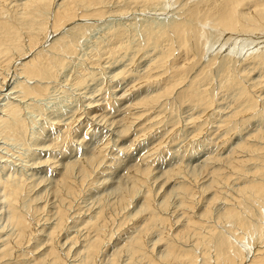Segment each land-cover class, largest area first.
I'll list each match as a JSON object with an SVG mask.
<instances>
[{"label":"rangeland","instance_id":"obj_1","mask_svg":"<svg viewBox=\"0 0 264 264\" xmlns=\"http://www.w3.org/2000/svg\"><path fill=\"white\" fill-rule=\"evenodd\" d=\"M59 1L55 2L59 3ZM184 1H187L189 5L198 0H177V2L176 0H163L166 4L161 1L149 3V5L140 0H106L103 8L105 12L125 9L126 13H107L103 18L96 20L75 21L74 19L73 23L70 22L64 28L62 34H56L50 38L52 41L61 35H66L69 41L74 42V51L60 54L64 58L63 64L57 68L58 71L54 77L43 81L47 85V89L40 96H27L28 98L24 99L16 97L14 94L17 93L9 94L13 91L12 83L15 85L16 81L22 80V75L14 74L12 69L21 60H16L15 57L16 61L13 60L9 72H5L8 74V80L0 89V107L2 108L11 99L17 104L21 100L19 104L21 118L18 119L23 121L24 126L20 133L17 131L3 133L2 127H0V131H2L0 132V181L8 179L10 176L13 182L20 178L25 179V192L22 191L23 193L19 196L20 200L15 202L16 207L14 206L13 210L24 213L28 222L30 221L33 235L31 234L20 245L15 244L16 246H14L16 229L9 218L12 209L4 197L3 187L0 185V264H80L84 259L87 261V251L83 249H86L88 244L85 245V243H89L93 234L96 233L94 228L91 229L90 224H87L90 221H96L94 217L101 209L104 211V218L109 216L106 220L111 217L113 220L106 221L104 219L107 225L106 222L105 225L101 224L100 231L104 225L103 231L107 236H105L106 239L102 242L99 252L93 256L91 261L93 264H111V261L114 260L115 264H128L130 253L126 245L130 239L137 235V230L144 225L147 210L144 211L142 203L149 189L154 196V210L159 212L161 208L162 213L159 212V214L167 216L171 221V226L165 224L162 226V223L157 222L155 226L145 232L147 235L143 233L145 239H143V243L144 246L147 245L144 250L147 251V254H153L157 259L159 256L161 258L165 252L163 242H159L161 232H165L168 237L173 236L176 233L175 230L181 228L179 224L183 220V211L179 205V196L182 195H180V190H178L180 193L177 192L176 186L180 182L191 186L197 195L194 196L199 199L193 211L196 213L195 216L200 214L201 208L206 204L205 197L211 196L212 189H214H209L212 180L211 168L216 165H224L240 142L247 143L246 139L249 134L256 133L258 129H264V67L260 66L262 63L255 66L251 60L255 58L253 56L257 49L260 52L264 51V33H251L253 36L247 33L246 36L244 34L241 37L235 33L236 38L230 39L233 34L222 31L221 28L210 25L208 22L198 24L201 29L199 33L188 35L193 45L190 53L185 52L182 48H177L178 46H173L168 39H159L161 43L150 44L153 31H157L160 27L165 28L169 23L171 25L172 22L183 17L182 12L187 7L182 8ZM6 5L5 15L16 11L22 19L23 10L15 8L13 3H6ZM80 9L79 12L85 10L84 8ZM51 12L38 20L42 19V23H44L48 19L49 25L46 21L45 26L50 27ZM23 26L22 24L21 28L24 29L22 39L24 41L21 39L22 43L19 44H25L22 47L28 48L30 32L26 33ZM120 28L123 32L121 38L113 37V29L117 31ZM65 32L68 33L64 34ZM65 38L62 39L64 42L67 40ZM256 38L258 40L254 41ZM118 40L122 41V48L113 52L112 49L117 48L120 43ZM257 41H260L259 44ZM167 45L170 49L175 50L170 51ZM40 46V48L46 49L45 43ZM165 47L168 51L166 55L170 53L169 55L173 56L168 58L170 64L157 70H151V74L161 71H164L165 74L147 82L142 80L141 76L146 74L148 66L152 67V63ZM165 57L158 59L161 60ZM185 63L186 66L182 69L181 66ZM168 66H173L174 69H169ZM230 69L233 72L237 70L238 75L240 74L238 78H241V82L248 90L251 89L253 95L255 93L254 96L257 97L260 93L256 109L251 105L252 110L247 111V104H245L247 102L241 104L242 100L245 101V97L241 94L242 88L238 87V83H233L234 75H231L233 72ZM121 71L125 75H114V72L117 74ZM177 71L180 75L184 73L183 81L171 93L158 100L151 110L143 112L136 102L148 95L161 92L167 79L170 80L171 75ZM137 78H139L138 81ZM256 79L261 81L259 87L257 85L253 87L254 82H257ZM79 80H81L80 83ZM26 82L32 84L35 81ZM256 87L258 89H255ZM262 90L263 92H261ZM200 93H207L210 101L208 100L206 104L209 106L206 107L202 104ZM7 95L10 97L9 99ZM12 96H15L16 100ZM4 102L6 103L4 104ZM130 103L132 104L129 105ZM1 108L0 116L6 117L5 111ZM236 111L243 113L234 118L230 117L231 121L225 123L226 117ZM139 115L141 116L137 119ZM132 117L135 120L131 119ZM10 130L12 131L11 128ZM98 148L100 149L98 150ZM243 154L244 152L241 155ZM234 155L237 156V154ZM90 159L92 162L89 161ZM217 159L219 160L217 161ZM87 162L91 163L88 165ZM66 164L71 167L69 170L72 181H76L82 191L80 192L78 187L76 191L79 192L75 191L76 194L72 192L60 196L57 193L56 181L62 175ZM82 164L90 166L86 177L82 174ZM250 167L252 166L250 165ZM144 168H149L147 174L150 176L143 177L145 184L141 185L140 179L134 178L141 177L139 171ZM173 170H176L177 175L172 176ZM226 170L229 172L227 168L223 172L227 173ZM30 173H33L34 176ZM76 182L72 186L77 185ZM82 182L84 184H81ZM240 183H244L243 178L237 179L233 175L223 182V185L220 184L223 186L221 187L222 196L232 194V192L236 194ZM133 190L134 192H132ZM126 193H128V198ZM45 196L47 197L45 198ZM124 199H127L124 202L127 203L126 206L121 203ZM223 200L219 198L216 203L212 204L210 212L212 215L206 220L210 223V219L214 218L213 221L217 228L225 231L232 224L222 223L220 220L218 223L215 221L216 214L224 206ZM163 201L165 204L167 202L166 209L162 208L165 205L162 204ZM30 205L42 207L43 211L37 213L34 211L35 214H32L33 210H28ZM256 206L259 205L256 204ZM60 207L64 208L66 212L63 216V226L56 232L54 240L60 261H62L57 263L51 261L47 249L50 239L49 231L58 222ZM261 211L263 215L260 218L263 225L262 235L260 236L257 231H254L249 237L246 236L249 241L244 240L243 243H240L244 249L254 253L264 246V240L261 241L264 239L263 206ZM91 216H93V220ZM170 221L168 219V223ZM213 221L211 223L215 224ZM176 226L179 228H175ZM165 227L168 228L165 229ZM235 230L236 233L241 231L238 228ZM184 237L187 239H178L175 240V243L178 241V244H183L182 242H184L185 248L189 244L190 247L195 245L196 236L193 233ZM8 242L11 249L9 248L10 250L6 253L4 246ZM194 250L197 255L201 256L204 249L199 245ZM210 253L214 260V254ZM244 253L246 254V252ZM249 254L245 256L244 264L251 260ZM145 261L146 259L142 261L138 259V262L142 264ZM245 261L247 262L245 263Z\"/></svg>","mask_w":264,"mask_h":264},{"label":"bare ground","instance_id":"obj_2","mask_svg":"<svg viewBox=\"0 0 264 264\" xmlns=\"http://www.w3.org/2000/svg\"><path fill=\"white\" fill-rule=\"evenodd\" d=\"M55 1H58V0H19V2H18V0H0V77H1L0 89H2V86L8 80L7 79L8 74L5 72H7V71L9 72L10 65L12 64L13 60L15 62L17 59H21L19 63L17 62L18 65H16L12 69L15 72L14 74H16V75L18 74L19 76L22 75V80L16 81L17 83L15 85L12 83L11 89H13V91L11 90L12 92H9V94L17 93V94H14L16 97H18V96L23 97L24 99L27 96H34L35 97V96H40V95L44 94L45 90L47 89V85L44 84L43 81H45V79H49V78L54 77L56 75V71H58L57 68H59L63 64L64 58H63V56H60V54L62 52H65L68 54V53H72L74 51V42H71V40L69 41L67 39L66 35H61V36H59V37H57L51 41L50 38H52L53 35L62 34L64 28L70 22L73 23L74 19H75V21L76 20H78V21L79 20H85V19L96 20V19L103 18L107 13H111V14L117 13V12H125L126 13L125 9H119V11L117 9H115V10L110 11V12H105V10L103 8L105 7L104 5H105L106 0H60L59 3L55 2ZM134 1H136V0H134ZM140 1L144 2L145 4L148 3V5H149V3L150 4L159 3L161 1H162V3H164L163 0H140ZM176 2H177V0H176ZM6 3H13V6L15 8H19L20 10H23V13L21 14L22 19L18 16L19 13L16 11H11L10 14L8 13V15H5L6 14L5 10L7 9V8L5 9V6H7ZM164 4H166V3H164ZM13 6H12V8L14 9ZM80 8H84L85 10L79 12V10H81ZM164 8H165V6H164ZM182 8L183 9L185 8V10H184V12H182L183 17L180 20H177V21L175 20L174 22L171 23V25L169 23L168 25H170V26L166 25L167 27H165V28L160 27V29H158L157 31H153V32L151 31L153 33V34H151L152 35L151 36L152 41L150 43L151 45L161 43V42H159V39H166V40L168 39V40H170V42H172L173 46H175V47L178 46L177 48H182L185 52L190 53L191 50L193 49V45H192L191 39L189 38L188 35H190V33H192V34L193 33H195V34L199 33L201 29L198 27V24L208 23V22L210 23V25L212 24L213 26H217V27L221 28L222 31L224 30L228 33L233 34L230 37V39L236 38L235 36H237V35L235 33H238L240 35V37H241V35L243 36L244 34L246 36L247 33L248 34L250 33V36L253 33L255 34L256 32H259L258 34L264 33V0H198L197 2H193L192 4H189V5L187 4V1L186 2L184 1ZM50 12L52 14V18H51V25L49 27L47 25L45 26V22L48 21V19L44 23H42L43 22L42 19H41L42 21L38 20V19H40V17L42 18L43 16L48 15V13H50ZM6 17H8V18H6ZM47 23L49 25V21ZM22 24L24 25L23 27H25V30L27 31V32L26 31L25 32L26 33L30 32V45L28 48L22 47L25 44L24 45L19 44V43H22L21 39L24 36V35L22 36V34H23L22 31H24V29L21 28ZM77 27H79V26H77ZM221 29H219V30H221ZM79 32H80V30H79ZM66 33H68V32H65L64 34H66ZM113 34H114L113 37L116 36L118 38H121V35L123 34V32H122L121 28L117 31L113 29ZM148 34H149V32H148ZM64 38H65V40L67 39L68 41L66 40L64 42L62 40ZM149 38H150V36H149ZM191 38H192V36H191ZM147 39H148V37H147ZM147 39H146V41H147ZM255 40H258V39L256 38V39H254V41ZM118 41H120V40H118ZM121 42L122 41H120L118 47L115 49L114 48L112 49V47H110L113 52L117 51L119 48L120 49L122 48ZM259 42H258V44H259ZM44 43H45L46 49H44L43 47L40 48L41 47L40 45L44 44ZM146 43L149 44V42H146ZM113 44H114V42H113ZM27 45H28V42H27ZM27 45H26V47H27ZM172 45H171V47H172ZM167 47L169 48L168 45H167ZM167 47H165L164 50L160 52V55L157 54L159 56H157L155 62L152 63V67L148 66V71L146 72V74L141 76L142 80H144V81L146 80V82H147L151 79L154 80L157 77L165 74L164 71H161L160 73H157V74H151V72H152L151 70H154V69L157 70L159 68L166 67L168 64H170L169 60H168L170 53L166 55V52H168ZM37 49H39V50H37ZM169 50L171 51L173 49L169 48ZM33 51H35V53H33ZM188 53L186 54L187 56H188ZM197 55H199V54H197ZM56 56H58L59 58L58 57L56 58ZM214 56H216V55H214ZM15 57H16V60H15ZM161 57H165L166 59L163 58V59L159 60ZM170 57H173V56H170ZM189 57H190V55H189ZM200 57H201V55H200ZM212 57H213V55H212ZM253 57H255V58H253L251 60H253L255 66H258L262 63L260 66L264 67V51L260 52L257 49L255 52V55ZM199 59L201 60V58H199ZM197 60H198V58H197ZM184 61H185V59H184ZM188 62H189V60H188ZM232 63H233V61H232ZM205 64H206V62H205ZM192 65H193V63H192ZM230 65H231V63H230ZM185 66H186V63L183 66H181V68L184 69ZM209 66H210V64H209ZM107 67H108V65H107ZM167 68L170 69V68H173V66H168ZM167 68H166V70H167ZM186 70H187V68H186ZM101 72H102V70H101ZM114 75L119 76V75H125V74L123 71H121L117 74L114 72ZM231 75H234V81L232 78L233 83H238V87L242 88L241 94L244 95L245 101L242 100L241 104H242V102H247V103H245V104H247L246 105L247 111H250V109L252 108L251 105L255 107L254 109H256V107L258 106L257 104L259 103L258 98H259L260 93L257 97L254 96L255 93L253 95V93H251V89L248 90L245 87V85L241 82V80H240L241 78L240 77L238 78V76H240V74L238 75L237 70H234L233 74H231ZM183 76H184V73L182 75H180V73H178V71H177V73H174L173 75H171V77L169 78L170 80L167 79V83H165L164 88L161 92L151 94V95H148L144 98H141V100H138L136 102V104L142 108L143 112H148L149 110H151L153 105H156V102L158 100H160L162 97L171 93L172 90H174V88L176 86H178V84L183 81V79H184ZM113 77H115V76H113ZM30 80H34L35 82L32 84L26 82V81H30ZM138 80H139V78H137V81ZM80 81L81 80H79V83H80ZM242 81H243V79H242ZM256 81H257V79H256ZM255 85H257L259 87L261 85V81L254 82L253 87H255ZM258 87H256L255 89H258ZM252 89H254V88H252ZM7 90H9V89H7ZM261 92H263V90ZM195 94H196V92H195ZM206 94L200 93L199 97L202 101V104L206 105V107H207L209 105H207L206 103L209 100V98ZM15 96H12V98H15V100H16ZM194 96H196V95H194ZM240 97L243 98L242 96H240ZM9 98L10 97L8 96V99ZM1 100H3V99H1ZM13 101L11 99V101L8 103L4 102V104L5 103L6 104L4 106H2V108L0 107L3 111H5L4 113H6V117H3L2 115L0 116V127H2L1 129H2L3 133H6V132L12 133V132H16V131L18 133H20V131L23 129V126H24L23 121L21 119H18L21 116L19 114L20 109H21L19 107V104H20L21 100L20 101L18 100L19 104L14 103ZM1 102H3V101H1ZM131 104L132 103H130L129 105H131ZM210 104H211V102H210ZM239 111H236L233 113L229 112L230 114L226 117V120L224 122L225 123L230 122L231 121L229 119L230 117L234 118V117L240 116V114H242L243 112H239ZM4 113H3V115H4ZM141 115H143V114H141ZM141 115L137 116V119ZM131 119L135 120L133 117ZM149 119H150V117H149ZM10 128L12 129V131L10 130ZM127 128L128 127L126 126V129ZM2 131H0V132H2ZM256 133H258V134H256ZM256 133L249 134V136L247 137L248 139H246L247 143H244L245 141L240 142L239 144L237 143L238 145H237L236 149H234L232 156H230L228 158V160L225 162L224 165L222 164L223 166L222 165L221 166L216 165V167L211 168L212 180H211V183L209 184V189H211V188H214V189H212L213 191L211 192L212 193L211 196L205 197L206 204L201 208L202 210H201L200 214H197L195 216L196 213H194V211H193L195 209L199 199H197V197H195L197 195H196L195 191L191 188V186L187 185L184 182H182V183L180 182L178 184V186H176L175 189L177 190V192L182 193V194L180 193V195H182V196H179V199H180L179 205L183 211V220H182V223L180 222L181 224H179V226L181 228L178 227L179 228L178 229L177 226L175 227L178 230L177 231L175 230L176 233H174V234L172 233L173 236L168 234L169 236H171V237H168L165 234V232H161V237H160L159 242H161V241L163 242L162 244H164L163 246H164L165 252L161 255V258L159 256V259L155 258L153 254H152L153 256L150 255V253L147 254V251L144 250L147 245L144 246V243H143V239H144L143 235L144 234L143 233L148 231L149 228H151L152 226H155V224L157 222L162 223V226H165V225L171 226V221H170V218H168L167 216L159 214V212L162 213L161 208H160V211H159V208H157V210L159 212L154 210V208H153L154 207L153 206V199H154L153 197L154 196H153L150 189L147 191V193L145 194V197H144V201L142 203V207H143L144 211L147 210L146 220L143 223L144 225H142L137 230V233H136L137 235H135L132 239H130V241L126 245L128 247V248L127 247L126 248L128 249V251L130 253L129 254L130 255V258H129L130 261L128 264H140L141 262L139 263L138 259H140L141 261L146 259L144 264H244L243 262H244L245 256L247 254H249L250 251L248 249L247 250L244 249L242 247V245H240V243H243L244 240L249 241V239H247V238L250 236V234L254 233V231H257L258 235L261 236L262 235V228H263V225L261 224L260 218H261V216H263L261 208H262V206L264 207V129L263 130L258 129V131H256ZM250 140H252V141H250ZM259 140L261 143L259 142ZM103 146H101V147H103ZM100 148H98V150ZM243 152H244V154L241 155ZM97 153L100 154L99 152H97ZM239 153H241V154L239 155ZM233 154H237L238 157L236 155L233 156ZM99 160H101V159L99 158ZM218 160L219 159H217V161ZM89 161H91V159ZM27 162H29V161H27ZM90 163H88V165ZM250 165L252 167H250ZM64 167H65V169H64L62 175L60 176L58 181H56L57 182V185H56L57 193L60 196H64L65 193L68 195V194L73 192V194H74L76 189L79 187V184H77L76 181L75 182L78 186L75 184H74L75 188H74V185L72 186V184L75 182H73L72 178H71V174H70L71 173L70 172L71 167L69 165L64 166ZM88 167H90V166H86V164L81 165L82 174L85 177L88 175ZM226 168L229 169V172H228V170H226L227 173L223 172ZM148 169L149 168H144V169L140 170L139 175L141 177H138L139 176L138 175L137 176L138 178H134V179H140L139 181H141L140 182L141 185L144 181V179H142V178L143 177L148 178V176H150L149 174H147ZM89 170L91 171L90 168H89ZM173 171H174V173H172V176L177 175L176 170H173ZM170 174H171V171H170L169 175ZM57 175H59V174H57ZM233 175L236 176L237 179L239 177L243 178L244 183H242V184L240 183L241 185H239L238 188L236 189V194L235 193L233 194V192H232V194H227V195L224 194L222 196L223 192L221 191V189H222L221 187H223V186H221L220 184H222L223 182L230 179ZM32 176H34V175H32ZM132 177H134V176H132ZM185 177H186V175H185ZM10 178H11V176H10ZM10 178H8V179L6 178V180L0 181V185H2V187H3V195L6 198L7 202L9 203L10 208L12 209L11 215L9 218H10L12 225H14L15 229H16V239H14L15 240L14 246H16L18 244L20 245L21 242H25V240L31 236L32 227H31V224L29 223L30 221L28 222V219L26 218L24 213L19 212L18 210H15V209L13 210V207L15 206V202L20 198L19 197L20 194L23 193L22 191L25 192L24 189H25V184H26L25 182L26 181H25V179L20 178L18 180L15 179L16 182H13V181H11ZM170 178H171V176H170ZM81 179H83V178H81ZM167 179L169 180V177ZM167 179H165V180L167 181ZM81 184H84V183L82 182ZM143 184H145V183H143ZM192 184H193V182H192ZM219 185H220V188H219ZM133 189L135 190V188H133ZM79 190H80V187H79ZM134 190L132 192H134ZM178 190H180V192ZM81 191L82 190H80V192ZM196 192H198V191H196ZM202 192H204V191H202ZM129 193H130V190H129ZM125 195L128 198V193H126ZM129 195L131 196V194H129ZM46 197L47 196H45V198ZM219 198H221L222 200L224 199L223 203H222V204H224V206L221 208V211H218L219 213L216 214L217 217H215L216 218L215 221H217V223H218V220H220V222H222V223L229 222L232 224V226L227 227V229H225V231L219 230L220 228L219 229L217 228L216 223L213 221L214 218H212L210 220L213 221L215 224L211 223L210 220H209L210 223H208V221L206 220V219L210 218V215H212L210 213L212 204H214V202L216 203L219 200ZM39 199H41V198H39ZM125 200L127 201V199H124L123 202L121 201V203H123L124 206H126L125 204H127V203H124ZM167 201H168V199H167ZM32 203H34V202L32 201ZM162 204H165L164 201ZM162 204H161V206H162ZM166 204H167V202H166ZM166 204L164 206H162L163 209H164V207H165V209L168 207V206L166 207ZM256 204L259 205L258 206L259 208L256 206ZM120 206L122 207V205H120ZM53 207H54V205H53ZM141 208H140V210H141ZM28 210H30V211L33 210L32 214H35L41 210L43 211V208L39 207V206L38 207L37 206L32 207V205H30ZM34 211H35V213H34ZM65 212L66 211H64V208H62V207H60L58 209V217H59L58 222L56 223V225L54 224V227L52 229H50L51 231H49L50 232V239L48 241L49 242L48 249L46 247V249L48 250L47 254L49 256H51V261L57 262V263L62 262V261H60L61 259H60L59 254L57 253L58 249L55 246L56 243L54 242V240H55L56 232L63 226L62 221H63V216H64ZM103 212H104L103 209L99 210L97 212L96 216L94 217L96 221H90V223L87 224V225L90 224L91 229L93 227L94 230L96 231V233L93 234V237L91 236L92 238L90 237L91 238L90 240L88 239L89 243H85V245L88 244L86 249H83V250L87 251V258H86L87 261H85V259H84V261L83 262L81 261L82 263H80V264H93L91 261L93 256L97 252H99L98 250H99L101 244H103L102 242H104V239H106L105 236H107V235L103 231L105 229L104 228L105 222L109 221V220L111 221L113 219H111L112 218L111 217L109 220L108 219L106 220V218H108L109 216L106 215L107 217L104 218ZM114 215H115V213H114ZM65 217H66V215H65ZM91 217L93 220V216H91ZM212 217H214V216H212ZM104 219L106 221H104ZM168 219H169L170 223H168ZM64 222H65V220H64ZM102 223H104V225H103L102 231H100L102 228L101 227ZM163 224H165V225H163ZM85 225H86V221H85ZM106 225H107V222H106ZM167 228L168 227H165V229H167ZM236 228H238L241 231H238V233H236L235 232ZM162 229H163V227H162ZM189 233H193V235L196 236L195 237L196 241L194 243L195 245H191V247H190V244H189L187 246V248H185V246H183L184 242H182L183 244H178V241H177V243H175V240H178V239L183 240L184 238L187 239V237H184V236H187V234L189 235ZM43 236H45V235H43ZM48 236H49V234H48ZM246 236H248V237H246ZM172 238H174V239H172ZM73 239H74V236H73ZM57 240H58V238H57ZM57 240H56V242H57ZM84 240H83V243H84ZM263 240L264 239H261V241H263ZM72 241H74V240H72ZM144 242L146 244V241H144ZM9 244L10 243L8 242L4 246L5 249L3 248L4 250H6V253H8V251L11 249L10 246H8ZM74 244H75V242H74ZM6 245H7V247H6ZM199 245H201V247H203V249H204L202 251L203 253L201 256L197 255L196 251L194 250L195 247H197ZM80 246H82V245H80ZM127 249H125V250H127ZM210 252H212L214 254V257H215L214 260H212L213 258L211 257ZM244 252H246V254ZM139 253H142V254L140 255ZM250 253H252L251 255L249 254L251 260L249 262L245 261V263L247 262V264H264V246L262 247V249H258L256 253H254L253 251H251ZM138 255H140V256H138ZM199 257H200V260H199ZM111 264H115L114 260L111 261Z\"/></svg>","mask_w":264,"mask_h":264}]
</instances>
